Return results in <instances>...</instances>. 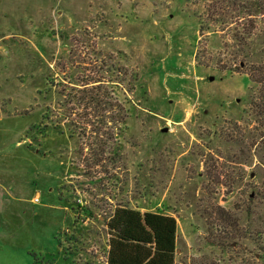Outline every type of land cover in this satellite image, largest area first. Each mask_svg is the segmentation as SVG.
Returning a JSON list of instances; mask_svg holds the SVG:
<instances>
[{
  "label": "rangeland",
  "instance_id": "374dc122",
  "mask_svg": "<svg viewBox=\"0 0 264 264\" xmlns=\"http://www.w3.org/2000/svg\"><path fill=\"white\" fill-rule=\"evenodd\" d=\"M207 5L0 0V264H105L116 205L172 215L175 264H264L257 86L220 68L264 16L247 57ZM89 70L126 110L101 157L60 94Z\"/></svg>",
  "mask_w": 264,
  "mask_h": 264
},
{
  "label": "trees",
  "instance_id": "16d2710c",
  "mask_svg": "<svg viewBox=\"0 0 264 264\" xmlns=\"http://www.w3.org/2000/svg\"><path fill=\"white\" fill-rule=\"evenodd\" d=\"M226 3L232 9L225 6ZM206 9L210 20L228 19V26L232 23L231 35L237 48L244 52L242 49L247 45V37L254 34L256 19L264 16V0H208ZM244 53L249 57V51ZM235 54H231L232 60H236L233 57ZM220 66L221 70L232 71L233 68L237 72L246 73L256 84L250 110L257 121H261V118L263 120L264 60L238 59L237 62L233 61V65ZM100 81L101 77L89 70L78 78L76 89L68 93L60 89L62 103L74 117L72 121H76L84 130L90 128L89 133L96 142L89 143L88 147L99 148V157L103 154L106 141L113 138V126L122 123L126 117L122 103ZM107 123L110 125L107 126ZM104 223L108 235L105 264H175L176 221L172 215L140 212L128 206L116 205Z\"/></svg>",
  "mask_w": 264,
  "mask_h": 264
}]
</instances>
